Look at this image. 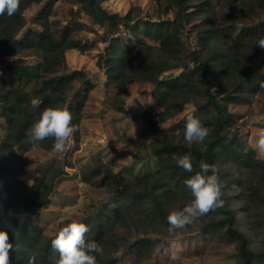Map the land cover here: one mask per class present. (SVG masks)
<instances>
[{
	"label": "trees",
	"instance_id": "trees-1",
	"mask_svg": "<svg viewBox=\"0 0 264 264\" xmlns=\"http://www.w3.org/2000/svg\"><path fill=\"white\" fill-rule=\"evenodd\" d=\"M43 1L21 0L13 16L0 14V58L27 50L40 51L43 58L37 72L25 71L26 75L34 74L38 78L62 67L66 62V51H89V47L79 44L69 34L65 35L63 42L59 41L52 34L46 12L39 17L43 31L32 32L15 43L16 29L22 26L24 11ZM72 1L105 31L107 45L98 58L97 66L105 70L108 83L119 87L135 83L152 84L157 104L174 114L193 102L204 112L202 124L210 129L202 146H183L176 138L167 143L161 140L152 108L146 110L143 120L155 137L151 149L161 165L154 173L130 179L105 169L102 183L110 187L111 196L96 213L81 221L90 226L87 239L99 242L103 248L102 254H97V264H119L116 255L121 250L136 256L139 264L143 262L155 245H145V240L141 238L133 244L131 232L124 238H118L114 230L123 228L130 231L131 226L138 229L145 226L161 234L162 230L169 231L168 214L177 210V203L192 197L190 194L189 197L181 196L179 190H183L186 179L200 170L201 161L216 166L222 185L220 199L223 200L222 207L210 210L205 217L209 221L202 228L204 234L211 241L215 238L222 244H234L240 264H264V160L235 150L238 138L230 131L234 126L233 116L219 105L213 93L217 89L221 95H228L231 103L240 104L250 103L257 94L264 93V48L256 46L257 41L264 37V20L245 25L238 33L226 31L229 34L226 35L210 25L204 28L195 25L214 12L209 1L198 6L195 3L199 4L202 0H156L157 3L166 1V12L175 14L173 20L160 21L159 24L141 19L133 9L124 17L111 15L102 7L105 0ZM234 1L240 4L238 11L252 13L263 0ZM191 26L196 27L195 31L198 30L204 43L201 49L195 48L188 53L176 41V36L188 32ZM122 27L136 39H140L144 31L147 37L160 42V46L152 47L142 41H138L137 45H127L120 36ZM190 64L194 65V70L189 68ZM180 67L187 72V78L194 73L188 88H184L179 78L160 79L164 73ZM85 79L83 72L73 71L64 80L44 81L42 90L34 96L40 101L37 106L31 104L32 99H15L7 84L0 87V115L7 117L10 125L7 137L0 144V229L9 231V238L13 241L10 264H57L59 253L51 247L54 238L47 237L35 224L34 218L49 203L55 182L63 173L47 170L39 184L29 187L32 177L26 171L27 161L16 148H22L23 153L32 150L29 129L48 107H67L72 113L71 123L78 128L92 86L86 82L84 95L74 102L68 101L67 94L75 83L85 82ZM119 96L117 94L116 97ZM199 100L203 105L198 103ZM53 143L54 138H46L37 148L51 150ZM186 153L193 157L192 172L178 167L173 158ZM230 161L235 168L229 165ZM100 170V167H93L90 176L84 175L85 181L91 182L98 177ZM234 201L240 202L241 206L233 210ZM237 210L243 213L242 217L237 216ZM190 226L188 223L175 232L189 230Z\"/></svg>",
	"mask_w": 264,
	"mask_h": 264
},
{
	"label": "rangeland",
	"instance_id": "rangeland-1",
	"mask_svg": "<svg viewBox=\"0 0 264 264\" xmlns=\"http://www.w3.org/2000/svg\"><path fill=\"white\" fill-rule=\"evenodd\" d=\"M208 1L214 12L207 15L202 22L201 19L198 20L195 23L197 27L204 28L203 26L210 25L213 29H219L229 35L226 31L238 33L245 25H254L264 20V0L257 4L252 13L238 11L237 7H240V4L234 0H202L195 5L201 6ZM167 5L166 1L157 3L156 0H105L102 3V7L111 15L124 17L133 9L135 15L155 24L175 18L173 12H166ZM45 12L49 14L48 21L52 34L59 41L63 42L65 35L69 34L79 44L89 47V51L84 53L78 49L66 51L65 64L54 73L40 78L34 74L29 76L25 74L26 70L30 73L37 72L43 58L40 51L27 50L0 58V87L7 84L15 99L28 100L33 99L42 90L44 81L64 80L69 73L81 71L85 74V82L75 83L74 88L67 94L68 101L74 102L84 95L86 82L92 86L87 95L85 108L81 112L80 124L73 133L71 147L64 152L36 148L26 153H23L22 148H16L27 161L26 171L32 177L29 187L39 184L43 173L47 170H60L63 173L55 182V190L50 196L49 203L34 218L35 224L42 228V232L47 237L55 238L66 224L85 220L107 202L111 196V190L108 185L102 183L106 168L113 174L122 175L127 179L158 170L161 164L151 149L155 143V137L143 120L146 110L152 108L162 141L172 143L176 138L183 143V146L185 144L189 147L202 146L205 139L198 143H188L184 139L186 119L189 115L204 119L205 115L193 102L186 104L180 113L175 114L159 106L153 96L154 86L149 83H135L122 87L108 83L105 70L97 66L98 58L107 45L105 31L88 15L81 12L80 5L72 0H44L27 8L22 16V26L16 29L15 43L32 32L43 31L42 25L39 24V17ZM193 27H189L188 32L176 36V41L188 53L195 48L201 49L204 43L198 30L195 31L196 27ZM120 36L124 38L127 45H137L138 41H142L152 47L160 46V42L147 37L144 31L141 38L136 39L122 27ZM189 68L194 70V65L190 64ZM184 70L183 67L172 69L164 73L160 79L166 81L179 78L186 89L192 84L194 73L187 78V72ZM213 93L219 105L233 116L234 126L230 131L238 138L235 142V150L241 154H253L256 158L264 160V150L257 145L258 138L264 135V93L257 94L250 103L247 101L241 104L231 103L229 96L221 95L217 89ZM117 94L120 95L118 98ZM198 103L203 105L202 100ZM8 122V118L1 114L0 144L9 133ZM178 155L181 156L177 154V157ZM229 165L235 168L233 161H230ZM93 167H100L101 174L91 179V182H86L84 175L90 176ZM182 186L183 190H179L180 195L189 197L190 189L185 184ZM192 199L193 197H189L177 203L176 209L180 210L187 206ZM240 206V202L234 201L232 209H238ZM208 214L209 212L193 217L189 223L191 226L186 231L162 230L163 234H161L158 230L153 228L149 230L145 226L139 229L131 226L128 229L130 231L123 228L114 231L118 238H124L128 232H131L133 244L141 238L145 240V245H155L154 250L145 256L140 264H176L178 262L181 264H240L234 244H222L215 238L211 241L204 234L202 228L209 221L205 218ZM237 216L242 217L243 213L237 210ZM247 234L250 237L249 229ZM116 258L123 264H133L138 261L136 256L127 254L123 250L116 255Z\"/></svg>",
	"mask_w": 264,
	"mask_h": 264
},
{
	"label": "clouds",
	"instance_id": "clouds-1",
	"mask_svg": "<svg viewBox=\"0 0 264 264\" xmlns=\"http://www.w3.org/2000/svg\"><path fill=\"white\" fill-rule=\"evenodd\" d=\"M21 0H0V14L13 16L20 7ZM256 46L264 48V37H261ZM264 87V85H262ZM40 101L31 100L33 106ZM72 113L67 107L57 106L45 108L40 118L29 129L28 136L35 150L41 141L46 138H54L52 150L64 152L72 145L73 133L77 130L71 123ZM210 129L204 126L201 119L189 115L185 122L184 139L188 143L201 142L209 135ZM257 145L264 150V135L257 140ZM178 167L187 172H192L193 157L190 153L173 157ZM199 171L184 181L190 189L193 199L180 210L169 212L167 220L169 232L183 228L191 223L195 216L205 214L210 210L223 206L221 197L222 185L217 175L216 166L207 162L199 163ZM211 171V174H208ZM90 226L83 222H70L57 233L51 241L53 250L59 253L57 264H97V254H102L101 244L95 240L87 239ZM13 248V241L9 238V231L0 229V264H10L9 253ZM31 264V262H30Z\"/></svg>",
	"mask_w": 264,
	"mask_h": 264
}]
</instances>
